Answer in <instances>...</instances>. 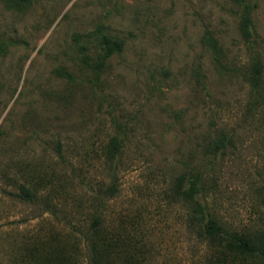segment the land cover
Masks as SVG:
<instances>
[{
	"label": "rangeland",
	"instance_id": "374dc122",
	"mask_svg": "<svg viewBox=\"0 0 264 264\" xmlns=\"http://www.w3.org/2000/svg\"><path fill=\"white\" fill-rule=\"evenodd\" d=\"M247 1L250 45L229 0H0V264H87L99 207L124 238L111 264H201L196 172L228 227L264 229V102L246 81L264 0ZM102 35L123 48L101 65Z\"/></svg>",
	"mask_w": 264,
	"mask_h": 264
},
{
	"label": "trees",
	"instance_id": "16d2710c",
	"mask_svg": "<svg viewBox=\"0 0 264 264\" xmlns=\"http://www.w3.org/2000/svg\"><path fill=\"white\" fill-rule=\"evenodd\" d=\"M233 4H241L243 13L240 19V32L245 42L250 45L255 42L251 29L253 24L250 18L249 8L251 3L247 0H229ZM101 53L99 63L123 48V41L107 35L100 38ZM250 68L248 69L246 81L254 94L256 105L264 102V58L258 54L250 57ZM224 136L216 139L213 143L214 149L223 146ZM121 142L117 137H111L107 143L106 157L113 158L119 150ZM184 175L176 179L175 186L179 188L184 181ZM201 175L196 172L191 181V188L188 192L190 199V210L188 215V227L194 237L206 244V254L201 264H264V229L248 230L233 229L215 216L202 200ZM111 196L116 191V185L112 181L107 189L100 190ZM99 191V192H100ZM186 193L187 191L184 190ZM19 198L32 200V191L21 185L19 192L12 193ZM96 215L86 226L83 237L88 248L87 264H111L113 256L125 253V247L119 233L106 226L103 222L102 208L97 209Z\"/></svg>",
	"mask_w": 264,
	"mask_h": 264
}]
</instances>
